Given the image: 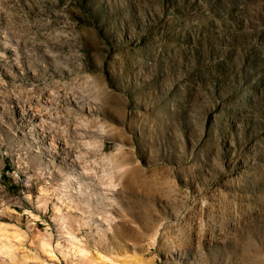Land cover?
I'll list each match as a JSON object with an SVG mask.
<instances>
[{"label": "rangeland", "instance_id": "rangeland-1", "mask_svg": "<svg viewBox=\"0 0 264 264\" xmlns=\"http://www.w3.org/2000/svg\"><path fill=\"white\" fill-rule=\"evenodd\" d=\"M0 264H264V0H0Z\"/></svg>", "mask_w": 264, "mask_h": 264}]
</instances>
